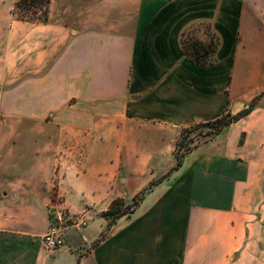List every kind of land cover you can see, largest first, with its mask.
<instances>
[{"label":"crops","instance_id":"0c3cea01","mask_svg":"<svg viewBox=\"0 0 264 264\" xmlns=\"http://www.w3.org/2000/svg\"><path fill=\"white\" fill-rule=\"evenodd\" d=\"M12 5L0 0V264H264V0H50L45 22ZM198 25L218 36L206 62L183 49ZM254 98L170 170L182 128ZM166 173L107 225L112 200ZM57 197L88 222L48 249Z\"/></svg>","mask_w":264,"mask_h":264},{"label":"trees","instance_id":"16d2710c","mask_svg":"<svg viewBox=\"0 0 264 264\" xmlns=\"http://www.w3.org/2000/svg\"><path fill=\"white\" fill-rule=\"evenodd\" d=\"M49 3L50 0H13L12 5V14L17 19H23V20H29L34 22H45L48 19V10H49ZM212 38H217L216 35L210 33ZM216 45L213 43H210L209 45H201L200 43H194L191 47H184V51L195 61L197 62H206L207 54L212 52ZM255 103V98L249 103L248 107L240 110L239 112L235 114H231L230 112H224L220 114L219 116L207 120V121H201L194 123L192 125H189L187 127H184L181 129L180 134L175 142L174 146V155H175V164L170 169L173 170L175 168H178L186 153H188L193 147L196 145H190L186 141L187 133L195 130L199 127H207L209 128V134L211 137L219 133L225 126L230 124L233 121L238 120L240 117L244 116L249 112L253 104ZM210 137V138H211ZM198 145V144H197ZM169 173V172H168ZM168 173L162 175L157 180L151 181L147 187L143 188L141 191H139L132 199V202L130 204H125V209L122 211L111 209L117 205L124 204V201L121 198H116L112 200L110 203L108 209L103 212V214L106 216L110 214H114V219L108 220V226L111 225L114 220L123 215L128 213L132 208H134L139 201L143 198L146 192H148L153 185H155L157 182L162 180L165 176L168 175ZM103 236V233L100 237Z\"/></svg>","mask_w":264,"mask_h":264},{"label":"built area","instance_id":"2783aa9c","mask_svg":"<svg viewBox=\"0 0 264 264\" xmlns=\"http://www.w3.org/2000/svg\"><path fill=\"white\" fill-rule=\"evenodd\" d=\"M48 226L43 241L48 249H55L64 244L65 234L71 227L83 228L88 222L84 211L73 213L62 197H57L48 205Z\"/></svg>","mask_w":264,"mask_h":264},{"label":"rangeland","instance_id":"374dc122","mask_svg":"<svg viewBox=\"0 0 264 264\" xmlns=\"http://www.w3.org/2000/svg\"><path fill=\"white\" fill-rule=\"evenodd\" d=\"M206 26L203 25H198V27L195 28H190L188 30H186L184 32L183 38H182V43H183V49L184 47H191L194 43H200L201 45H209L210 43H213L214 45H216V47L214 48V50L210 53L207 54V59H211L213 52L217 49L218 46V36L214 33V35H216V39L212 38L210 35V32L208 34V37H205L203 34V32L205 31ZM256 100V98H255ZM209 128L207 127H199L195 130H192L190 132L187 133L186 136V141L190 144V145H197L201 142H204L205 140L209 139L211 136L209 134ZM125 209V203L124 204H120V205H116L115 208L113 207L111 210H118V211H122ZM115 215L112 214L110 212V214L106 215V217L109 219H114Z\"/></svg>","mask_w":264,"mask_h":264}]
</instances>
